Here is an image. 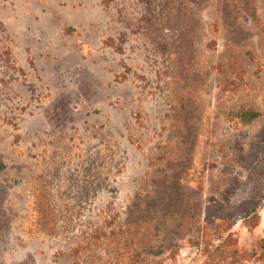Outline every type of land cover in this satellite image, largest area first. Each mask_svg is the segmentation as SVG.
I'll return each instance as SVG.
<instances>
[{
	"label": "rangeland",
	"instance_id": "1",
	"mask_svg": "<svg viewBox=\"0 0 264 264\" xmlns=\"http://www.w3.org/2000/svg\"><path fill=\"white\" fill-rule=\"evenodd\" d=\"M263 129L264 0H0V264H264Z\"/></svg>",
	"mask_w": 264,
	"mask_h": 264
},
{
	"label": "trees",
	"instance_id": "2",
	"mask_svg": "<svg viewBox=\"0 0 264 264\" xmlns=\"http://www.w3.org/2000/svg\"><path fill=\"white\" fill-rule=\"evenodd\" d=\"M240 121L247 123L255 119L260 115V110L256 108H245L233 112ZM252 152V160L249 164L250 174L257 181V195L256 199L247 203L240 211L239 218L247 225H255L259 220V210L264 206V129L262 136L257 144L254 145ZM5 164L0 160V170L3 169ZM238 187V179L234 177L228 185L225 187L224 192L226 195H232ZM6 196V190L4 186L0 185V245L2 237L6 233L8 225H3L2 220L4 212L2 210L3 200ZM195 207H192L190 213L186 219V223H191L195 215ZM33 260L26 257L17 261L15 264H30ZM2 263V262H1ZM4 264V263H2Z\"/></svg>",
	"mask_w": 264,
	"mask_h": 264
}]
</instances>
